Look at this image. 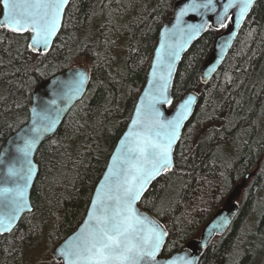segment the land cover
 Masks as SVG:
<instances>
[{"label":"trees","instance_id":"1","mask_svg":"<svg viewBox=\"0 0 264 264\" xmlns=\"http://www.w3.org/2000/svg\"><path fill=\"white\" fill-rule=\"evenodd\" d=\"M177 0H71L46 54L30 34L0 29V151L30 117L37 85L89 63L85 97L56 135L37 151L33 212L0 234V264H61L55 248L81 224L109 159L126 130L151 67L160 31ZM225 27H210L183 58L174 108L198 95L196 113L175 150L174 168L148 189L141 208L168 232L162 256L199 240L227 198L246 184L229 229L204 250L199 264H264V0H257L219 72L202 69ZM43 243L44 255L38 256Z\"/></svg>","mask_w":264,"mask_h":264},{"label":"water","instance_id":"2","mask_svg":"<svg viewBox=\"0 0 264 264\" xmlns=\"http://www.w3.org/2000/svg\"><path fill=\"white\" fill-rule=\"evenodd\" d=\"M70 2L71 0H68L64 6L59 28L47 47L39 46V50H34L31 47L33 33L29 31L15 33L30 34L31 50L39 54L48 53L63 27L65 13ZM229 2L230 0H210V2L209 0H178L176 2L172 17L167 19L160 31L146 83L137 99L128 126L114 148L81 224L52 252V259L55 262L69 264L71 258L61 255V252L73 245L76 238L82 232L87 231L93 223L90 216L93 214V204L97 200V194L99 193L101 196H104L105 193L118 194L116 192L117 184L128 177L129 162L138 158L139 154L132 151L136 148V141L148 136L152 140L163 143L171 132V124L177 121L179 128L177 129V138L172 142L171 165L151 178L139 198L133 203L136 214L144 221L142 227L145 232L149 228L155 227L157 232L163 234L160 238V247L155 253V259L145 258L140 264H186V262L199 264L204 250L208 248L214 238L223 235L229 229L239 211V206L234 204L235 196L246 187L247 182L256 172L249 174L246 180L227 198L226 205L205 227L199 240L189 242L185 249L169 257L162 256L168 237L166 228L140 206L152 184L165 172L173 170L175 150L185 127L196 113L198 95L195 93H189L174 108H170L176 76L183 58L210 27L220 29L222 28L221 23L225 25L228 20L231 21L229 28L215 40L213 53L202 69V82L208 84L219 72L233 49L257 0H252L248 11L243 16H241L238 6L228 7L225 12V6ZM232 2L239 5L240 0H232ZM182 11L183 14H181ZM4 15V3L3 0H0V29L6 28L2 26ZM6 29L10 30V28ZM80 74L86 76L83 84H80ZM89 84L90 70L84 65H75L42 81L35 87L29 120L9 137L0 151V192L4 188L15 190L20 187L23 189V200L26 202V206L16 213L12 201L6 200L4 195L0 194V218H6L13 214L16 217L11 221L10 230H5L4 226L0 225V234L13 232L22 218L33 212L32 191L40 171L36 161L37 151L45 141L56 135L70 111L87 94ZM36 137L38 139H36L29 156L25 158L18 149L24 147V139ZM27 160L31 161L30 178ZM9 168L14 169L19 175L9 176ZM9 195L11 196V193ZM105 202L112 203L107 200Z\"/></svg>","mask_w":264,"mask_h":264},{"label":"snow or ice","instance_id":"3","mask_svg":"<svg viewBox=\"0 0 264 264\" xmlns=\"http://www.w3.org/2000/svg\"><path fill=\"white\" fill-rule=\"evenodd\" d=\"M3 3L5 15L2 26L14 32L33 33L31 47L39 50V46L47 47L56 34L62 10L68 0H3ZM251 3L252 0H240L237 5L230 0L225 6V12L228 7L238 6L243 16ZM221 26L226 25L221 23ZM80 75V84H83L86 76ZM178 128V121L171 124V132L163 143L148 136L136 141V148L132 151L139 154L138 158L129 162L128 177L117 184L118 194H97L93 214L90 216L93 223L76 238L73 245L61 252V255L71 258L69 264H140L145 258L155 259L163 234L157 232L155 227L145 232L142 227L144 221L136 214L133 203L148 181L171 165L172 142L177 138ZM36 139L38 137L24 139V147L18 149L25 158L29 156ZM27 163L30 178L31 161L27 160ZM8 174L19 175L12 168L8 169ZM0 194L12 201L16 213L26 206L23 189L20 187L15 190L4 188ZM106 200L112 203H106ZM15 218L14 214L0 218V225L5 230H10L11 221Z\"/></svg>","mask_w":264,"mask_h":264},{"label":"rangeland","instance_id":"4","mask_svg":"<svg viewBox=\"0 0 264 264\" xmlns=\"http://www.w3.org/2000/svg\"><path fill=\"white\" fill-rule=\"evenodd\" d=\"M178 1V0H177ZM76 65H84V66H86L88 69H89V63L87 62V61H85V60H80V61H78L77 62V64ZM245 188V187H244ZM244 188L243 189H241L238 193H237V195L235 196V199H234V204H236V205H240V202H241V200H242V195H243V191H244ZM227 201V200H226ZM225 205H226V202H225ZM224 205V206H225ZM223 206V207H224ZM218 213V212H217ZM46 247H47V244L46 243H43V245L41 246V250H39L38 252H37V255L38 256H40L41 255V252H42V255H44V253L46 252ZM257 264H263V260L262 261H258V263Z\"/></svg>","mask_w":264,"mask_h":264}]
</instances>
